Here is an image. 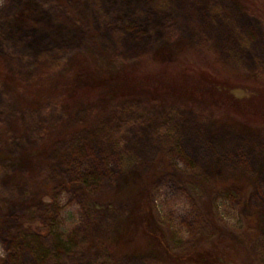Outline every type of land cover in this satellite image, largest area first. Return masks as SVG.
I'll list each match as a JSON object with an SVG mask.
<instances>
[{
  "label": "rangeland",
  "instance_id": "rangeland-1",
  "mask_svg": "<svg viewBox=\"0 0 264 264\" xmlns=\"http://www.w3.org/2000/svg\"><path fill=\"white\" fill-rule=\"evenodd\" d=\"M189 49L239 88L159 77L171 92L148 117L175 108L174 137L151 125L116 143L97 134L117 90L149 102L127 85L68 100L84 62L101 80ZM44 54L60 68L27 81ZM259 78L264 0H0V264H223L220 237L239 263L264 264V127L211 108L221 95L264 115Z\"/></svg>",
  "mask_w": 264,
  "mask_h": 264
},
{
  "label": "trees",
  "instance_id": "trees-1",
  "mask_svg": "<svg viewBox=\"0 0 264 264\" xmlns=\"http://www.w3.org/2000/svg\"><path fill=\"white\" fill-rule=\"evenodd\" d=\"M206 53L207 52L195 53L189 49L179 53L177 57L170 62L154 65L150 60L145 59V56H142L139 68H136L131 72H117L109 77H103L101 80L93 79V67L88 62H84L85 64H83L79 75L85 80L86 84L80 89L75 90L71 99L68 100H97L104 93L105 95L107 94L108 88L112 86L116 87L118 84L127 85L132 88L133 91L147 93L149 96V102L146 101L144 104L136 103L132 100L130 92L117 90L113 100L108 103L106 112L101 118L100 125L96 128L97 134L112 143H116L122 141L121 138L125 133L129 131L136 132L144 130L151 125L152 128H155L160 134L174 137L178 134L174 126L176 114L173 111L175 108L169 107V110L153 119H149L151 117H148L150 115L148 114V111H150L149 107L157 109L162 102L163 95L171 92L169 91V88H164L159 85V77H167L169 81L176 83V80L174 79H179V77L201 80L206 76L213 79L216 83L217 90L220 88H239L234 86L231 87L226 79L219 76L211 66V60ZM39 64L41 65H37L35 70L31 72V75L26 78L27 81L39 82L47 76L52 75L60 68V59L55 55L44 54L40 56ZM39 72H42V74L40 75ZM251 84L257 86V88L261 85L260 87L263 89L264 79H255L254 81H251ZM188 93L195 96L198 92L196 90H190ZM212 99L214 101V104H211L212 109L216 110L217 105L220 104L223 111H227L226 114L235 115V117L243 119L245 122L247 121L246 123H252L257 127H264V115H252V112L249 111L248 108L242 106L244 104H233V106L231 103L230 106L229 103L231 101L229 102L225 100L221 95H214ZM43 109L44 111L47 110L46 108ZM137 109L143 114L140 112L136 117L135 111ZM26 117L27 133L29 137L36 143L44 142L46 140V126L39 121L34 113L29 112ZM151 213V208L146 206L143 214H141L143 217L144 215H147L146 218H149L152 216ZM227 241L228 240H225L222 237L218 238L217 243L211 247L218 245V248H221L222 250H216L213 254L216 253L215 257L222 261L223 264H241L239 263L238 258L235 255H232L235 254L233 252V247Z\"/></svg>",
  "mask_w": 264,
  "mask_h": 264
}]
</instances>
